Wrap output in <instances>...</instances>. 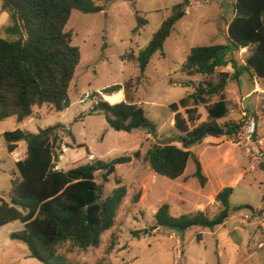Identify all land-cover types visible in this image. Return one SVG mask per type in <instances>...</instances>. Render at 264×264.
I'll return each mask as SVG.
<instances>
[{
	"label": "rangeland",
	"instance_id": "rangeland-1",
	"mask_svg": "<svg viewBox=\"0 0 264 264\" xmlns=\"http://www.w3.org/2000/svg\"><path fill=\"white\" fill-rule=\"evenodd\" d=\"M183 2L117 0L98 13L73 11L65 31L71 33L72 45L80 51V63L68 92L70 107L62 113L37 108L35 114L39 118L24 123H17L13 117L0 121L1 200H9L11 181L18 177L15 162L26 155L22 141L13 153H8L3 133L17 129L36 133L56 123L65 125L74 138L61 133L57 169L101 160L114 165L105 177L107 170L95 173L102 196L117 186L126 188L114 225L101 236L97 248L81 251L69 243L57 248L69 264H264V229L252 221H242L244 213L264 209V168L254 173L246 170L248 160L236 134L206 138L189 148L201 163L206 177L204 186L193 177L195 167L191 160L183 175L175 180L154 174L146 161L147 151L155 145L181 147L169 105L192 93L200 82H217L218 72L211 77L187 76L179 72V65L192 47L227 44L225 27L234 15L235 0H189L188 6ZM179 4L180 12L162 53L152 56L143 73L137 62L120 59L121 55H137ZM136 13L147 22L139 31H135ZM9 24L7 14L0 12V37L13 40L5 32ZM245 56L246 52L240 49L226 59L232 58L241 65ZM218 71L233 72L230 64ZM111 85L122 86L124 98L143 108L146 118L155 124V133L114 131L103 114L90 111L91 99L80 101L93 92L106 101L101 91ZM250 90L254 92L250 94ZM224 97L229 114L221 122L239 124L245 112L256 119L257 133L264 135V82L240 75L238 80L227 82ZM198 113V123L205 121L203 106L198 107ZM122 159L129 161L118 163ZM224 187L233 188L230 207L243 208L232 211L224 224L212 232L191 227L178 234L155 226L153 215L164 203L169 205L172 216L202 211L212 218L220 209L215 195ZM21 230L18 221L0 227V264H42L28 256L24 243L9 238L10 233Z\"/></svg>",
	"mask_w": 264,
	"mask_h": 264
},
{
	"label": "trees",
	"instance_id": "trees-1",
	"mask_svg": "<svg viewBox=\"0 0 264 264\" xmlns=\"http://www.w3.org/2000/svg\"><path fill=\"white\" fill-rule=\"evenodd\" d=\"M98 1L101 4L94 0H0V12L6 13L10 22L5 32L13 37V40L0 37V121L13 117L17 123H24L39 118L35 114L37 108L47 107L53 113H62L70 107L68 92L80 63V51L72 45L71 33L65 27L73 11L94 14L117 0ZM183 3L188 6L189 0ZM179 7L180 4L174 7L172 15L161 23L137 55H121L120 59L137 62L143 73L152 56L162 53ZM233 9L226 30L227 44L192 47L179 65V72L187 76L211 77L218 72V80L200 82L192 93L169 105L181 147L163 144L147 151L149 168L158 176L175 180L183 175L191 160L195 167L193 177L204 186L206 177L201 163L189 148L206 138L218 139L237 132V123L221 122L229 114L224 97L227 82L244 74L264 82V0H235ZM134 18L135 31H139L147 22L138 13ZM244 48L246 56L241 65L232 58L226 59L228 54ZM228 64L232 73L218 71ZM120 89V85H111L101 93L113 95ZM92 95L90 111L103 114L114 131L155 133V124L146 118L143 108L127 97L110 104L101 94ZM212 98L216 100L212 102ZM199 106L206 112V120L200 123ZM61 133L74 140L71 131L61 123L36 133L17 129L2 135L8 153H13L22 141L26 155L15 162L18 177L11 181L9 200L0 199V227L20 222L22 230L10 233L9 238L24 243L28 256L42 264H69L57 252L65 243L81 251L97 248L101 236L114 225L126 195L125 186L120 185L106 197L102 196L95 173L107 170L109 164L101 160L67 170L57 169L55 160L62 150ZM232 192V187H224L215 195L220 209L212 218L202 211L172 216L169 205L164 203L153 215L154 224L178 234L191 227L212 232L224 224L232 211L243 208L230 207ZM196 239L200 240V234Z\"/></svg>",
	"mask_w": 264,
	"mask_h": 264
},
{
	"label": "built area",
	"instance_id": "built-area-1",
	"mask_svg": "<svg viewBox=\"0 0 264 264\" xmlns=\"http://www.w3.org/2000/svg\"><path fill=\"white\" fill-rule=\"evenodd\" d=\"M88 99L94 101L91 94H85L80 101L85 102ZM238 125L239 127L235 134L238 144L242 147L248 160L246 170L254 173L264 168V135L257 133L256 119L245 112L242 113V118ZM242 221H252L264 229V209L244 213Z\"/></svg>",
	"mask_w": 264,
	"mask_h": 264
},
{
	"label": "bare ground",
	"instance_id": "bare-ground-1",
	"mask_svg": "<svg viewBox=\"0 0 264 264\" xmlns=\"http://www.w3.org/2000/svg\"><path fill=\"white\" fill-rule=\"evenodd\" d=\"M103 97L106 99L107 102L115 104L121 99L122 95L120 93H115L113 95H104Z\"/></svg>",
	"mask_w": 264,
	"mask_h": 264
},
{
	"label": "crops",
	"instance_id": "crops-1",
	"mask_svg": "<svg viewBox=\"0 0 264 264\" xmlns=\"http://www.w3.org/2000/svg\"><path fill=\"white\" fill-rule=\"evenodd\" d=\"M229 22H230V21H229ZM229 22L226 23V27H225L226 30H227V25H228ZM241 50L244 51V52H246V49H245V48H244V49H241ZM256 85H257V84H256ZM256 88H258V86H257ZM253 92H254V90H250L249 93L252 94ZM117 93H120V94L122 95L121 99H120L118 102L124 100V95H123V94H124V91H123V89H120ZM250 94L246 95V98H248V96H249ZM118 102H117V103H118ZM110 104H111V103H110ZM33 119H37V118H33ZM213 233H214V232H213Z\"/></svg>",
	"mask_w": 264,
	"mask_h": 264
},
{
	"label": "water",
	"instance_id": "water-1",
	"mask_svg": "<svg viewBox=\"0 0 264 264\" xmlns=\"http://www.w3.org/2000/svg\"><path fill=\"white\" fill-rule=\"evenodd\" d=\"M243 104L246 106V100H244ZM127 161H129V159H122L118 163H125ZM113 169H114V165H110L109 168L107 169L104 177L109 175L113 171ZM144 232H146V230Z\"/></svg>",
	"mask_w": 264,
	"mask_h": 264
}]
</instances>
